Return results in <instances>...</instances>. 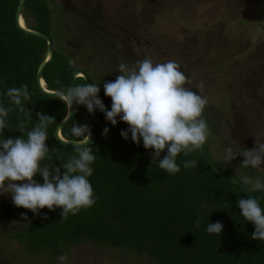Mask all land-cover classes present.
<instances>
[{
	"label": "trees",
	"instance_id": "obj_1",
	"mask_svg": "<svg viewBox=\"0 0 264 264\" xmlns=\"http://www.w3.org/2000/svg\"><path fill=\"white\" fill-rule=\"evenodd\" d=\"M19 1L0 0V103L13 109L7 117V128L0 132V139L26 136L38 123L36 114L39 112L54 117L55 121L47 129L48 157L63 174L62 164L74 151L73 146L57 140L55 130L66 117L68 108L58 97H50L38 89L36 75L48 44L17 27L15 14ZM53 13L49 0H27L23 15L29 29L51 35ZM68 60L54 48V57L44 70L49 90L66 91L72 86V78L80 68L70 65ZM84 83L83 77L75 81V85ZM23 84L28 85L31 93V99L24 102L30 116L21 113L19 106L5 95L9 87ZM82 109L93 129L91 143L87 146L93 149L96 159L91 165L93 174L88 179L96 203L76 215L69 214L66 219H62L61 208L54 211L44 208L39 214L24 209L27 220L21 217L23 229L14 237L31 253L52 251L55 255L93 241L129 251L156 264H264V242L251 238L254 225L243 218L237 207V201L249 195L230 180L233 177L242 181V176L224 165L223 168L217 165L221 173H216L198 149L187 156L180 153L176 158L180 171L169 174L160 169L158 163L152 164L154 149H145L142 139L137 145L130 132L127 140L121 136V130L129 128L125 122L107 125L99 109L94 114L83 105ZM21 120L28 121L24 133L17 128ZM75 123L86 125L78 105H75L73 119L62 129L65 139L79 141L70 130ZM106 127L109 132L105 136ZM206 143L204 153L213 161ZM166 154L165 149L160 158ZM187 160H195L197 166L185 168ZM245 169L251 175L255 170L250 166ZM34 179L43 183L39 175ZM254 195L264 207V191H256ZM5 212V218L15 216L13 208L7 206ZM217 221L223 224L222 233H208V224Z\"/></svg>",
	"mask_w": 264,
	"mask_h": 264
},
{
	"label": "rangeland",
	"instance_id": "obj_2",
	"mask_svg": "<svg viewBox=\"0 0 264 264\" xmlns=\"http://www.w3.org/2000/svg\"><path fill=\"white\" fill-rule=\"evenodd\" d=\"M49 2L55 50L90 74L107 107L112 102L103 84L116 79L120 63L131 67L145 58L173 60L192 81L186 86L208 100L203 115L211 135L206 144L215 164L242 178L264 180V165L251 175L239 164L242 156L224 159L228 147L243 151L252 149L255 140L264 142V0ZM7 206L15 216L5 218ZM23 211L10 194H0V264H60L64 254L66 264H156L93 241L54 256L52 251L31 253L14 237L23 229Z\"/></svg>",
	"mask_w": 264,
	"mask_h": 264
},
{
	"label": "clouds",
	"instance_id": "obj_3",
	"mask_svg": "<svg viewBox=\"0 0 264 264\" xmlns=\"http://www.w3.org/2000/svg\"><path fill=\"white\" fill-rule=\"evenodd\" d=\"M68 63L75 64V60L69 59ZM117 72L120 74L114 81L103 84L105 96L111 98V110L99 98L100 87L93 82L71 86L59 92L58 98L67 108L83 105L90 114L99 109L113 126L117 124V117H120L129 125L127 131L121 130L120 133L125 140L129 132L137 145L142 139L145 149H154L152 164L158 163L159 168L169 174L179 172L177 156L182 152L187 156L201 149L211 135L203 115L208 104L207 98L186 86L192 81L173 60L154 63L151 58H145L131 67L120 63ZM5 95L12 104L19 106L21 113L31 115L24 106V102L31 99L27 84L9 87ZM11 111L13 109L0 103V132L7 128V117ZM36 115L39 117L38 123L26 132V136L0 139V194H10L16 207L37 214L44 208L52 211L61 208L62 219H66L69 214L76 215L96 203L88 179L93 174L91 165L96 159L93 149L87 146L91 143V132L87 125H73L72 135L80 139L73 145L74 155L62 164L64 172L61 174V169L51 163L48 157L50 150L46 144L48 126L55 118L42 112ZM27 123L21 120L17 125L20 133L25 132ZM108 132L109 129L104 128L103 135L106 136ZM165 149L167 154L161 159ZM238 156L243 157L242 167L259 168L264 165V142L255 140V146L250 150L234 151L232 147L225 150L226 161ZM46 158L48 163L42 165ZM196 166L195 160L184 162L185 168ZM37 175L42 177L43 183L34 179ZM239 182L251 185L246 188L248 193L264 191V183L259 179L244 177ZM237 207L243 218L254 225L251 238L264 242V211L258 199L253 195L241 198L237 201ZM21 216L27 220L25 214ZM195 224L199 226V219ZM222 231V222L208 224V233L219 235ZM58 260L60 264H66L67 254L59 256Z\"/></svg>",
	"mask_w": 264,
	"mask_h": 264
},
{
	"label": "water",
	"instance_id": "obj_4",
	"mask_svg": "<svg viewBox=\"0 0 264 264\" xmlns=\"http://www.w3.org/2000/svg\"><path fill=\"white\" fill-rule=\"evenodd\" d=\"M26 1L27 0H20L19 1V5H18L16 14H15L16 25L21 31L25 32L26 34L31 35V36H35V37H38V38H41V39H44L45 41H47L48 50H47V52L45 54L43 62L41 63V65H40V67H39V69L37 71L36 82H37L38 89L43 94L48 95L50 97H58V93L61 92V91L49 90L48 87H47V84H46V82L44 80V70H45L46 66L48 65V63H50L51 60L54 57L53 39H52V36L50 34H48V33H42V32H39V31L31 30V29H29L27 27V25L25 23L24 15H23ZM22 20H23L24 25H22V23H21ZM49 55H50V58L48 59ZM78 77H83L85 79V81H86V84L91 83V81H90L88 75L86 74V72H84L82 70H78L74 74V76L72 78V82H71L72 86L75 85V81H76V79ZM78 107L80 109V113H81V116H82L85 124L87 125L88 129L91 132V137H90V140H91L92 139L93 129L90 126L87 118L85 117V115L83 113L82 105H78ZM74 113H75V105H73L72 108H68L66 117L56 127L55 136H56L57 140L59 142H61L62 144L73 146L75 143L78 142V141L67 140L62 135L63 127L65 125H67L73 119ZM101 114H102L104 123L107 124V125H112L111 122L107 121L105 113L101 112ZM119 121H121V119H120V117H117V122H119ZM60 133H61V135H60ZM198 150H199L200 154L203 155V157L205 158L207 163L211 166V168L216 173H221V171L218 169L217 165L205 155V153L203 151V147L201 149H198ZM230 180L233 183H235L236 185L240 186L248 195L255 196L254 193H250V192L248 193L247 189H246L248 187H246V185H243L242 182H239V180H237L236 178L230 177ZM260 206H261L262 211H264V207L261 204H260Z\"/></svg>",
	"mask_w": 264,
	"mask_h": 264
},
{
	"label": "bare ground",
	"instance_id": "obj_5",
	"mask_svg": "<svg viewBox=\"0 0 264 264\" xmlns=\"http://www.w3.org/2000/svg\"><path fill=\"white\" fill-rule=\"evenodd\" d=\"M21 23H22V25H24V23H23V20L21 21ZM50 58V55H49V57H48V59ZM81 75V74H80ZM60 135H61V133H60Z\"/></svg>",
	"mask_w": 264,
	"mask_h": 264
}]
</instances>
